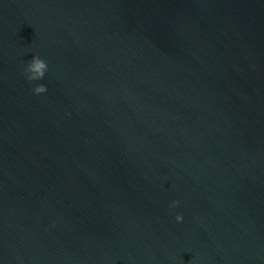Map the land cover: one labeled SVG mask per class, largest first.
Here are the masks:
<instances>
[{"label":"water","instance_id":"obj_1","mask_svg":"<svg viewBox=\"0 0 264 264\" xmlns=\"http://www.w3.org/2000/svg\"><path fill=\"white\" fill-rule=\"evenodd\" d=\"M0 264H264V0H0Z\"/></svg>","mask_w":264,"mask_h":264},{"label":"clouds","instance_id":"obj_2","mask_svg":"<svg viewBox=\"0 0 264 264\" xmlns=\"http://www.w3.org/2000/svg\"><path fill=\"white\" fill-rule=\"evenodd\" d=\"M47 69V64L46 62L40 58L39 56H33L30 63L27 65L25 71L29 73L28 75V80H36V79H41L44 76V73ZM46 86L43 84L35 86L33 91L37 94L45 92ZM178 201H173V206L178 204ZM182 214H177L175 219L180 222L182 221Z\"/></svg>","mask_w":264,"mask_h":264}]
</instances>
